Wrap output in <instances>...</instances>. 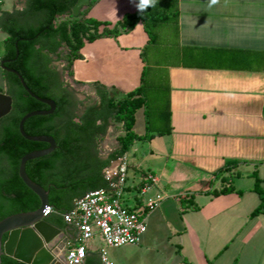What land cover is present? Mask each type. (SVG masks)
Returning a JSON list of instances; mask_svg holds the SVG:
<instances>
[{"label":"crops","instance_id":"crops-1","mask_svg":"<svg viewBox=\"0 0 264 264\" xmlns=\"http://www.w3.org/2000/svg\"><path fill=\"white\" fill-rule=\"evenodd\" d=\"M22 1L10 0L2 11L19 9ZM172 5L170 36L159 34L147 43L137 22L115 38L83 44L71 65L82 98L92 94L91 83L117 98L138 86L144 69L148 85L163 83L164 126L156 131L161 134L146 131L138 109L143 133L132 142L134 149L139 141L147 143L153 167L140 170L126 160V171L137 176L132 187L144 173L155 179L126 206L160 197L158 210L144 214L145 231L133 245L138 257L121 264H139L148 253L157 264H264V208L250 215L258 204L251 174L264 187V0ZM136 9L134 0H95L86 17L112 24ZM225 162L232 163L213 177ZM226 176L232 190L213 195ZM58 230L63 247L73 244L72 226ZM94 242H101L96 233L85 244L81 264H101L102 247Z\"/></svg>","mask_w":264,"mask_h":264},{"label":"trees","instance_id":"trees-1","mask_svg":"<svg viewBox=\"0 0 264 264\" xmlns=\"http://www.w3.org/2000/svg\"><path fill=\"white\" fill-rule=\"evenodd\" d=\"M138 4L139 0H134ZM173 4V0H170ZM75 0H23L19 9L0 11L1 40L0 61L6 68L16 71L26 88L36 97L51 100L54 110L45 116H33L22 123V131L28 136L45 135L52 138L53 150L39 158L26 161L23 170L26 177L46 191L49 212L43 220L60 229L65 224L60 214L70 209L73 200L84 192L105 187L101 170L109 161L125 154L137 138L131 132L134 113L138 109L146 112V94L153 87L146 81L144 69L137 87L112 98L104 86L91 83V95L77 100L74 92L62 84L65 75L73 86L71 65L79 58L83 44L99 38H115L130 31L140 22L151 43L160 34L165 24V15L156 0L155 6L139 13H123L114 23L86 17L87 10L95 2L88 0L75 16L70 9ZM173 9V5H172ZM173 10L171 23L173 22ZM59 18V19H58ZM57 22H55V20ZM16 52V55H15ZM61 64L58 72L52 63ZM3 80L1 93L10 98L9 111L0 118V219L16 213L38 208V198L29 191L17 176L19 158L24 154L47 147L45 143L24 140L18 133L17 123L25 113L46 110L47 107L29 97L21 88L17 78L0 70ZM64 73V74H63ZM157 88V87H154ZM145 117V116H144ZM111 126L119 130L115 144L105 151L101 141L106 129ZM148 132V129H146ZM150 133V132H148ZM161 134V132H151ZM212 173L219 178L226 164ZM252 191L258 198L257 206L250 215L264 208V187L254 174ZM228 176L220 178L226 183L213 195L224 194L232 189ZM133 189L137 193V186ZM137 200V197L133 199ZM129 207L128 209H133ZM5 234L1 237V242ZM0 264H22L8 256L0 255Z\"/></svg>","mask_w":264,"mask_h":264},{"label":"built area","instance_id":"built-area-1","mask_svg":"<svg viewBox=\"0 0 264 264\" xmlns=\"http://www.w3.org/2000/svg\"><path fill=\"white\" fill-rule=\"evenodd\" d=\"M126 169L125 154L109 161L101 170L105 187L84 192L73 200L68 211L60 214L61 220L76 232L73 244L63 247L65 264H81L85 244L95 233L106 247L136 245L139 242L145 231L144 214L158 204L160 197L146 199L142 206L133 209L122 205L126 189ZM154 182L153 176L142 174L135 183L137 194H143ZM48 212L49 208L45 207L43 216ZM98 256L101 264H112L106 260L103 248L99 249Z\"/></svg>","mask_w":264,"mask_h":264},{"label":"water","instance_id":"water-1","mask_svg":"<svg viewBox=\"0 0 264 264\" xmlns=\"http://www.w3.org/2000/svg\"><path fill=\"white\" fill-rule=\"evenodd\" d=\"M88 0H75L70 9L71 15L75 16ZM16 55V52H15ZM0 61V70L13 74L24 92L34 100L44 104L46 110H35L25 113L17 123L19 135L27 141L41 142L47 145L41 150L30 151L19 158L17 165V176L22 184L31 191L39 201L37 209L29 212H21L8 215L0 219V255H5L22 264H65L64 242L60 241L59 230L43 220V209L47 207L46 191L37 184L31 182L25 175L23 165L26 161L42 157L50 153L54 148L51 137L45 135L28 136L22 131L24 120L33 116L49 115L54 110L51 100L38 98L33 95L24 85L20 75L3 65ZM10 109V98L0 92V118ZM5 239L1 242L2 235Z\"/></svg>","mask_w":264,"mask_h":264},{"label":"rangeland","instance_id":"rangeland-1","mask_svg":"<svg viewBox=\"0 0 264 264\" xmlns=\"http://www.w3.org/2000/svg\"><path fill=\"white\" fill-rule=\"evenodd\" d=\"M159 9L168 16V19L165 24L161 25V31L160 34L167 36H170L172 33L171 28V13H172V4L170 0H157ZM10 8V0H0V11L7 10ZM59 19V18H58ZM55 22H57V20ZM4 37L2 33H0V42L1 38ZM0 53H1V43H0ZM55 69L60 72L61 64L54 62ZM64 74V73H63ZM1 73H0V87H1ZM62 84L66 85V88L69 90H72L74 92V96L77 100L82 99V95L77 91V87H74L71 82L68 81L67 77L63 75L61 77ZM160 86L157 88H152L149 90L146 94V100H147V106H146V112L144 114L145 121L147 125L148 132H156L160 131L161 128L164 126V122L162 118L160 117V111L163 109V102H164V91H163V83L159 82ZM131 132L134 135H140L143 133V117L140 111H136L134 113V124L131 128ZM119 135V130L117 128H113L109 126L103 136V139L101 141V149L102 150H109L112 148L115 144V137ZM136 150L133 148L132 143L130 147L125 152V158L126 160L132 164L133 166L138 164L140 170H145L146 167L152 169V164L154 160L148 153V145L145 141H139L136 145ZM150 147H152V143L150 144ZM136 174L133 175L132 171L128 170L126 171V180H125V186L128 188L123 193V198H127L128 202L121 201L122 205H126V203L130 204V199L133 197L139 195L136 193V191L132 188V185L136 181ZM127 205V206H128ZM155 211L157 208H154ZM153 209V211H154ZM158 210V209H157ZM101 246L103 248L105 258L108 262H111L113 264H121L124 262H128L130 260H135L138 257V252L135 250V247L133 245H126L122 247H106L101 242H94L90 245L92 246ZM161 255L164 256V251H162ZM141 260H139V264H157V260L152 258V254L148 253V255H140ZM165 263V262H164ZM159 264V263H158Z\"/></svg>","mask_w":264,"mask_h":264},{"label":"clouds","instance_id":"clouds-1","mask_svg":"<svg viewBox=\"0 0 264 264\" xmlns=\"http://www.w3.org/2000/svg\"><path fill=\"white\" fill-rule=\"evenodd\" d=\"M212 3H216L217 0H211ZM156 0H139L138 4H136V8L138 12L141 14L146 9L155 6Z\"/></svg>","mask_w":264,"mask_h":264},{"label":"flooded vegetation","instance_id":"flooded-vegetation-1","mask_svg":"<svg viewBox=\"0 0 264 264\" xmlns=\"http://www.w3.org/2000/svg\"><path fill=\"white\" fill-rule=\"evenodd\" d=\"M54 63H52L51 65H53ZM54 66V65H53Z\"/></svg>","mask_w":264,"mask_h":264}]
</instances>
